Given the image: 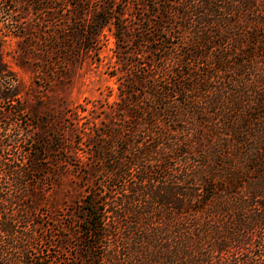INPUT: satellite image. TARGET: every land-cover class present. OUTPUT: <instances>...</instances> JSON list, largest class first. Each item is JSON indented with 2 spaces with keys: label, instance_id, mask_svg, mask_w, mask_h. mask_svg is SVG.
I'll use <instances>...</instances> for the list:
<instances>
[{
  "label": "trees",
  "instance_id": "1",
  "mask_svg": "<svg viewBox=\"0 0 264 264\" xmlns=\"http://www.w3.org/2000/svg\"><path fill=\"white\" fill-rule=\"evenodd\" d=\"M24 2L0 0V264H52L53 243L36 229L44 226L34 212L43 189L34 181L51 176L46 162L69 161L45 157L55 147L13 127L22 109L1 104L17 93L3 44L21 26L13 13L27 11ZM135 2L132 24L110 4L77 9L92 12L93 35L114 19L116 36L142 37L136 47L150 55L140 61L132 49V86L108 111L121 123L103 133L107 141L94 138L92 124L82 131L93 137L92 168L105 179L72 208L78 231L65 224L59 235L60 248L76 240L65 260L264 264V0Z\"/></svg>",
  "mask_w": 264,
  "mask_h": 264
},
{
  "label": "rangeland",
  "instance_id": "2",
  "mask_svg": "<svg viewBox=\"0 0 264 264\" xmlns=\"http://www.w3.org/2000/svg\"><path fill=\"white\" fill-rule=\"evenodd\" d=\"M38 1L42 4L40 10L32 6L35 0H25L28 10L13 13L21 26L4 37L3 59L14 73L17 93L13 101L1 104L8 110L22 109L18 115H11L13 127L26 129L55 147L53 150L50 147L45 157L60 156L69 161L65 165L46 162L45 170L51 176L40 180L37 173L39 180L33 179L43 189L34 212L44 226L36 229L44 228L53 243L47 251L52 264H67L65 259L74 254L76 240L71 238L70 244L60 248L59 235L67 232L65 224L70 225L71 232L78 231L75 214L71 216L72 208L83 206L87 191L105 179L104 170L92 168L95 163L93 137L82 131H87L86 127L92 124L94 138L107 141L103 133L115 131L121 123L117 114L108 111L120 100L124 86H132V49L139 52L136 58L141 57L140 61L150 54L145 52V47L141 52L138 50L136 43L142 37H132L131 31L118 38L114 19L104 22L93 35L90 33L95 29L92 12L77 11L80 3L90 9L110 4L113 15L132 24L138 9L135 0ZM146 45L152 47L154 43ZM80 107L87 110L83 112ZM108 114L114 121L112 126L104 125ZM26 140L30 138L27 136ZM62 145L66 148H58ZM20 146L24 151L31 147L25 141ZM25 156V152L18 153L20 160ZM103 162L104 166L108 165V160ZM40 242L45 243L39 241L37 250L44 247Z\"/></svg>",
  "mask_w": 264,
  "mask_h": 264
}]
</instances>
